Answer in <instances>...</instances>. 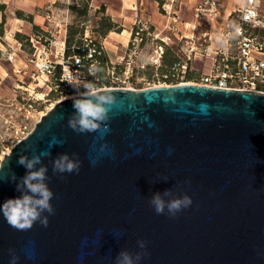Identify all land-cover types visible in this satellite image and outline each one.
<instances>
[{"label":"water","instance_id":"water-1","mask_svg":"<svg viewBox=\"0 0 264 264\" xmlns=\"http://www.w3.org/2000/svg\"><path fill=\"white\" fill-rule=\"evenodd\" d=\"M98 90L116 98L98 129L68 127L79 95L67 97L3 155L0 205L21 196L18 155L52 144L42 163L55 213H43L47 227L17 230L0 212V264L12 255L16 264H114L121 250L141 251L138 240L139 264H264V92L190 82ZM61 153L81 162L63 180L52 173ZM168 189L192 200L174 218L148 203Z\"/></svg>","mask_w":264,"mask_h":264},{"label":"rangeland","instance_id":"rangeland-1","mask_svg":"<svg viewBox=\"0 0 264 264\" xmlns=\"http://www.w3.org/2000/svg\"><path fill=\"white\" fill-rule=\"evenodd\" d=\"M128 3L134 8H126L122 14V0H0V161L17 143L20 137L17 128L25 120L23 114L26 109L31 118L28 123L33 126L52 103L71 97L49 91L51 82L37 78L29 64L20 73L14 70V66L20 67L35 53L36 49L28 41L30 36L39 34L44 39L54 34L58 42L59 27L61 30L66 28V35L70 25L82 29V33L74 34V39L81 35V47L90 41L100 43L107 58L106 69L101 74L111 79L118 77L115 83L122 87L141 89L194 83L207 69L209 58L205 49L211 51L225 44L221 37L230 29L226 27L228 22L236 24L235 10L240 0H128ZM198 6L201 7L199 12L196 11ZM261 6L264 8V0ZM79 11L84 13L78 15ZM104 15L117 26L101 36L99 19ZM117 15L121 17L118 20ZM138 27L143 29L140 32L142 40L138 41V56L129 58L133 40L130 33ZM123 29L125 32L118 34ZM251 30L258 36H264V28ZM228 42L232 39L229 38ZM57 44L53 43L48 52L54 51ZM36 45L38 54L41 47ZM191 45L195 46L196 58L187 61L185 73L171 76L169 63L175 59L186 60ZM229 50L233 51V46ZM158 54L161 57L156 60ZM99 81L105 85L100 87L110 86L106 85L104 78Z\"/></svg>","mask_w":264,"mask_h":264},{"label":"built area","instance_id":"built-area-1","mask_svg":"<svg viewBox=\"0 0 264 264\" xmlns=\"http://www.w3.org/2000/svg\"><path fill=\"white\" fill-rule=\"evenodd\" d=\"M200 9V6L196 7L197 12H199ZM260 9L261 0H240L235 10L237 13L236 24L233 25L228 22L226 25V27H230V29L227 31V34L225 31L224 37H221L224 38L223 43L225 44L211 51L205 49V55L209 58V62L207 63L206 71L199 76V79L194 82L195 84L216 88L264 92V36H258L251 30L264 28V14L261 13ZM142 30V27H138L137 30L131 31L130 33L131 36L133 35V40L131 41L132 48L128 53L129 58L138 56L136 55L137 47L139 46L138 41L141 42L142 40L140 36ZM57 32L60 36V38L58 36V42H56V36L54 34L44 39L39 35L34 37L30 36L29 42L36 49L35 53L33 57L27 58L26 62H22L20 67L14 66V70L20 73L23 69L28 67L29 64L31 65L33 74H36L37 78L41 77L45 81L51 82V86H48L49 91H54L60 96H76V94L79 95L80 92L84 91V83L92 82L95 85V82L100 80L96 64L98 63L97 55H99L101 51L97 50L92 41H90V43L85 44L86 49L82 48L79 53L65 56L66 28L64 27L61 30L59 27ZM209 38L211 39V36ZM229 38L232 39V42H228ZM84 40L87 41L86 38H84ZM190 40L193 43L192 37ZM53 43H58L54 46L55 50L48 52L47 49L52 46ZM36 44H39V47H41V52L38 54H36L38 50ZM231 46L234 48L233 51L229 50ZM101 48L104 50L103 47ZM196 55L195 46L192 47L191 45V49L186 55V60L176 62L169 70L170 75L174 76L179 73H185L187 70V61L196 58ZM119 57L122 58V56ZM160 57L161 54H158L156 60ZM107 72H109V69H107ZM123 74H125V71ZM125 77L127 78V75H125ZM70 78L78 79L80 85L78 87L75 85L71 87L68 84ZM117 79L118 77H115V79L109 77V80L112 82L110 86L104 88L122 87V85H117L115 83ZM74 87H76L77 90H75ZM95 87L97 90L103 89V87H97L96 85ZM65 92H69L70 94ZM23 117L25 120L22 121L17 128V133L20 135L17 141L25 137L35 125L31 126L28 123V120L31 118L29 119V111L27 109ZM37 121H35V123Z\"/></svg>","mask_w":264,"mask_h":264},{"label":"clouds","instance_id":"clouds-1","mask_svg":"<svg viewBox=\"0 0 264 264\" xmlns=\"http://www.w3.org/2000/svg\"><path fill=\"white\" fill-rule=\"evenodd\" d=\"M68 84L73 87L79 86L80 81L76 78H70ZM77 90L76 87H74ZM83 92L79 93V98L72 99V107L75 112L68 116V127L78 133L92 132L98 129L100 122L108 119V108L106 105H112L116 102V98L110 94L103 93L95 87L92 82L83 84ZM62 144V141H57ZM52 144H49V149L33 154L31 157L25 154H19L16 163L23 166L27 173L20 179L16 190L21 193V196L15 199L6 200L3 205H0V212L6 222L17 230L30 229L37 221L44 226H48V218L43 215L47 212L48 215H53L55 209L50 203L54 197V193L49 189L46 181L50 179L47 175L48 167L42 163V157L51 156ZM30 150V146H26ZM94 165L96 161H91ZM80 160L73 153L71 157L68 153L58 154L52 160L53 175L60 174L59 178L64 179V173L73 174L79 173ZM39 166V167H37ZM3 165L0 164V168ZM9 179V178H8ZM10 179L16 180L14 173ZM168 178L165 177L166 181ZM165 197L168 199L166 200ZM149 205L154 209L157 215H168L175 217L178 212L188 208L192 204V200L188 195L177 197L171 189L165 190L163 193H154L148 198ZM123 236V232L114 234L116 239ZM138 248L141 251L131 253L127 250H121L114 261V264H139L141 259L147 255L146 242L143 240L137 241ZM17 257L11 256L9 264H16Z\"/></svg>","mask_w":264,"mask_h":264},{"label":"trees","instance_id":"trees-1","mask_svg":"<svg viewBox=\"0 0 264 264\" xmlns=\"http://www.w3.org/2000/svg\"><path fill=\"white\" fill-rule=\"evenodd\" d=\"M75 8V7H73ZM84 12H78V15H82ZM117 26V23L113 22L109 16H103V17H100L99 19V27L100 28V35L101 36H105L109 31H111L112 29H114V27ZM120 29V27H119ZM1 31V30H0ZM76 33H82V29L78 30L77 28H74L72 27L71 25L68 26V32H67V35L65 36V48H64V55L65 56H69V55H72V54H76V53H79L81 52V49L84 48L86 49V46L85 47H81L82 45V37L81 35H79V38L77 39H74V34ZM19 35V34H18ZM36 35H39V34H36ZM24 38V37H23ZM75 40H77L75 42ZM29 41V40H28ZM29 43V42H28ZM92 43L94 44L95 48L100 52L99 55H97V60H98V63L96 64V69L100 75V79L102 80V78L106 79V85H109L111 84L110 80H109V76H103V74H101L102 70H104V68L106 69V65H105V61L107 60L106 58V55L105 53L103 52L102 48H101V45L100 43H97L95 41H92ZM30 44V43H29ZM178 61H176V59L174 61H172L171 63H169V70L171 69V67ZM95 85L97 87H100V86H105V85H101L100 81H97L95 82Z\"/></svg>","mask_w":264,"mask_h":264},{"label":"crops","instance_id":"crops-1","mask_svg":"<svg viewBox=\"0 0 264 264\" xmlns=\"http://www.w3.org/2000/svg\"><path fill=\"white\" fill-rule=\"evenodd\" d=\"M126 1H128V0H122V5H123V9L121 10V12H122V14L124 13V11H126V8H132V6L130 5V7L129 6H126V7H124V3L126 2ZM261 4H262V0H261ZM260 11H261V13L262 14H264V8L261 6V9H260ZM119 12H117V14H118ZM121 17H119L118 15H117V17H116V20H118V19H120ZM59 24V23H58Z\"/></svg>","mask_w":264,"mask_h":264},{"label":"bare ground","instance_id":"bare-ground-1","mask_svg":"<svg viewBox=\"0 0 264 264\" xmlns=\"http://www.w3.org/2000/svg\"><path fill=\"white\" fill-rule=\"evenodd\" d=\"M126 6H129V7H130L128 1H126V2L124 3V7H126ZM132 8H134V7L132 6ZM124 32H125V29H123L122 32H121V33H118V34H122V33H124ZM181 83H183V82H181ZM164 85H165V84H164ZM155 86H160V85H155ZM127 88H132V87H127ZM54 104H55V103H52V104L48 107V109H50Z\"/></svg>","mask_w":264,"mask_h":264}]
</instances>
